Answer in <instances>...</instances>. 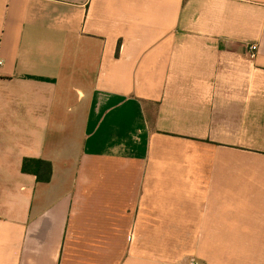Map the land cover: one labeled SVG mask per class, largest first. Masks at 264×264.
I'll list each match as a JSON object with an SVG mask.
<instances>
[{"label":"crops","instance_id":"1","mask_svg":"<svg viewBox=\"0 0 264 264\" xmlns=\"http://www.w3.org/2000/svg\"><path fill=\"white\" fill-rule=\"evenodd\" d=\"M0 58V264H264V0H0Z\"/></svg>","mask_w":264,"mask_h":264},{"label":"trees","instance_id":"2","mask_svg":"<svg viewBox=\"0 0 264 264\" xmlns=\"http://www.w3.org/2000/svg\"><path fill=\"white\" fill-rule=\"evenodd\" d=\"M22 171L38 177L39 180L49 181L52 177V164L45 160L25 159Z\"/></svg>","mask_w":264,"mask_h":264},{"label":"built area","instance_id":"3","mask_svg":"<svg viewBox=\"0 0 264 264\" xmlns=\"http://www.w3.org/2000/svg\"><path fill=\"white\" fill-rule=\"evenodd\" d=\"M258 46L257 45H252L250 48H249V56L251 59H255L257 57V53H258ZM4 60L2 58H0V70L3 68L4 66ZM190 264H200L196 261H193L191 262Z\"/></svg>","mask_w":264,"mask_h":264}]
</instances>
